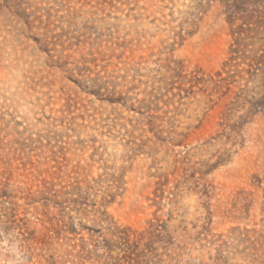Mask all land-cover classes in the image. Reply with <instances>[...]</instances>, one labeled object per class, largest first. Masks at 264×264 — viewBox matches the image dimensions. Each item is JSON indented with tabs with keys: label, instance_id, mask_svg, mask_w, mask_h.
<instances>
[{
	"label": "rangeland",
	"instance_id": "obj_1",
	"mask_svg": "<svg viewBox=\"0 0 264 264\" xmlns=\"http://www.w3.org/2000/svg\"><path fill=\"white\" fill-rule=\"evenodd\" d=\"M0 264H264V0H0Z\"/></svg>",
	"mask_w": 264,
	"mask_h": 264
}]
</instances>
